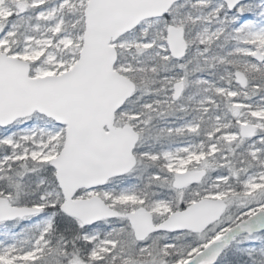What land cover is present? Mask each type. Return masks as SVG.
Instances as JSON below:
<instances>
[{
  "label": "snow or ice",
  "instance_id": "snow-or-ice-1",
  "mask_svg": "<svg viewBox=\"0 0 264 264\" xmlns=\"http://www.w3.org/2000/svg\"><path fill=\"white\" fill-rule=\"evenodd\" d=\"M0 264H264V0H0Z\"/></svg>",
  "mask_w": 264,
  "mask_h": 264
}]
</instances>
